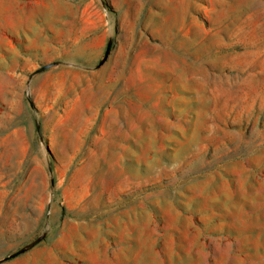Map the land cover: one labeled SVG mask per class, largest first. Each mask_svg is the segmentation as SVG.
<instances>
[{
    "label": "rangeland",
    "instance_id": "374dc122",
    "mask_svg": "<svg viewBox=\"0 0 264 264\" xmlns=\"http://www.w3.org/2000/svg\"><path fill=\"white\" fill-rule=\"evenodd\" d=\"M0 264H264V0H0Z\"/></svg>",
    "mask_w": 264,
    "mask_h": 264
}]
</instances>
